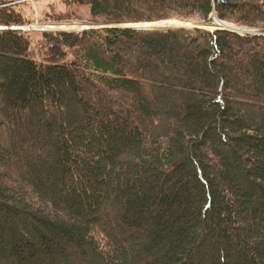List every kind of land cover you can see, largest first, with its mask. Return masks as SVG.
<instances>
[{"label":"trees","instance_id":"16d2710c","mask_svg":"<svg viewBox=\"0 0 264 264\" xmlns=\"http://www.w3.org/2000/svg\"><path fill=\"white\" fill-rule=\"evenodd\" d=\"M66 2L0 7V264H264V0Z\"/></svg>","mask_w":264,"mask_h":264},{"label":"rangeland","instance_id":"374dc122","mask_svg":"<svg viewBox=\"0 0 264 264\" xmlns=\"http://www.w3.org/2000/svg\"><path fill=\"white\" fill-rule=\"evenodd\" d=\"M7 7L13 9L16 14L23 17L24 24L22 26H12L17 28L22 33L30 36L32 40V48L35 52V58L42 60L45 58L44 50L42 51L41 40L45 34L57 33V32H78L84 30L87 26L93 25L89 17L88 7H81L79 9L76 5L70 7L66 0H2L0 1V7ZM73 9L76 17H71V20H67L65 17H61L63 13H66L69 9ZM67 20V21H66ZM169 20H177L185 22L188 28H194L197 25H202L198 18H191L188 21L173 17ZM166 21V20H163ZM215 21V20H214ZM161 22V21H156ZM153 22V23H156ZM188 22V23H187ZM225 22V21H224ZM226 25L240 33H253L254 30L246 27H240L232 22H225ZM145 24V23H137ZM223 24V23H222ZM80 25L85 26L80 27ZM65 26V27H61ZM58 27V28H57ZM68 27V28H66ZM75 27V28H73ZM5 27L0 25V31ZM89 28V27H88ZM173 28V27H172ZM165 31V30H162Z\"/></svg>","mask_w":264,"mask_h":264},{"label":"water","instance_id":"95a60500","mask_svg":"<svg viewBox=\"0 0 264 264\" xmlns=\"http://www.w3.org/2000/svg\"><path fill=\"white\" fill-rule=\"evenodd\" d=\"M223 21L221 20H215L211 23H207V24H202V25H197L195 26L196 28H203V29H208V30H224V29H228V30H231L227 25L226 23H223ZM137 23L135 24H123L121 25V27H125V28H130V29H136V30H142V31H158L159 29H156L154 27H144V26H137L136 25ZM147 24V23H145ZM85 28V26H82ZM95 28V27H103V26H96V25H89L87 26L86 28ZM177 28H187L186 26H178ZM4 29H7V28H4ZM175 29V28H173Z\"/></svg>","mask_w":264,"mask_h":264},{"label":"bare ground","instance_id":"6f19581e","mask_svg":"<svg viewBox=\"0 0 264 264\" xmlns=\"http://www.w3.org/2000/svg\"><path fill=\"white\" fill-rule=\"evenodd\" d=\"M136 25L137 26H144V27H154V28L159 29V30L173 29V28H177L178 26H188L185 22H181V21H177V20H166V21H161V22H156V23L152 22V23H147V24H136ZM61 27H65V26H61ZM80 27H82V25H80ZM66 28H68V27H66ZM73 28H75V27H73Z\"/></svg>","mask_w":264,"mask_h":264}]
</instances>
